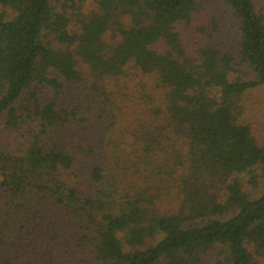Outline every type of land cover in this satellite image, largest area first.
<instances>
[{
    "label": "trees",
    "instance_id": "obj_1",
    "mask_svg": "<svg viewBox=\"0 0 264 264\" xmlns=\"http://www.w3.org/2000/svg\"><path fill=\"white\" fill-rule=\"evenodd\" d=\"M85 1L0 0V264H264V3Z\"/></svg>",
    "mask_w": 264,
    "mask_h": 264
},
{
    "label": "rangeland",
    "instance_id": "obj_2",
    "mask_svg": "<svg viewBox=\"0 0 264 264\" xmlns=\"http://www.w3.org/2000/svg\"><path fill=\"white\" fill-rule=\"evenodd\" d=\"M208 1V7L211 8V10H208V14L204 15V18L202 21H204L206 18L209 19L212 16V13H219L217 17L219 19H225L228 15V7L223 3V1H213V0H205ZM257 1V7L260 9L262 8L261 5L264 3V0H256ZM84 4L87 7H90L93 4V0H86ZM210 5V6H209ZM227 14H226V12ZM185 33H187L186 37L187 39L192 41V38L194 39V35H196L195 41L199 43H203L204 39L206 38V35L200 34L198 31H195L193 28H189V25H183ZM223 31L220 34L219 37L220 43H222L224 48H227L229 50H236L237 49V40H236V33L233 31V28L229 29L226 27L225 23L222 24ZM243 104L245 107V110L242 114L243 121L249 123L254 131L260 132L261 130V124H262V109L264 108V96L263 91L261 88L253 89L251 91H248L243 99ZM263 264V263H262Z\"/></svg>",
    "mask_w": 264,
    "mask_h": 264
}]
</instances>
